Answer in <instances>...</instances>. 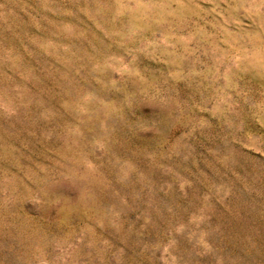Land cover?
Instances as JSON below:
<instances>
[{
  "label": "rangeland",
  "instance_id": "374dc122",
  "mask_svg": "<svg viewBox=\"0 0 264 264\" xmlns=\"http://www.w3.org/2000/svg\"><path fill=\"white\" fill-rule=\"evenodd\" d=\"M0 264H264V0H0Z\"/></svg>",
  "mask_w": 264,
  "mask_h": 264
}]
</instances>
